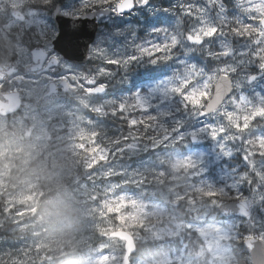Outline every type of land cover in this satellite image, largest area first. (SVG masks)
<instances>
[{"label":"rangeland","instance_id":"1","mask_svg":"<svg viewBox=\"0 0 264 264\" xmlns=\"http://www.w3.org/2000/svg\"><path fill=\"white\" fill-rule=\"evenodd\" d=\"M168 1L170 6L165 9L149 0L146 6L137 3L139 9L130 17L110 18L101 27L92 47L91 57L99 60V69L105 70L104 75L99 74V80L115 79L119 89L133 86L136 89L131 99L121 94L119 99L112 101H125L129 105L122 115L117 112L112 116L121 121L125 129L119 130L116 124L108 123L111 102H99L108 113L100 115L91 111L92 103L87 97L76 98V103H57L55 99H44L48 89H11L21 92L25 106L20 117H0V232L4 233L0 236V264H122L125 245L112 237L117 231L130 233L137 242L162 240L170 245L175 238L180 242L179 252L164 255L159 260L135 257L131 258V264H169L170 260L172 264H240L234 252L235 242H245L249 237L264 240V204L260 200L264 188L255 190V178L252 191L247 184L240 186L246 196L243 201L252 208L249 221L221 219L215 211L221 198L229 202L236 200L227 197L202 200L190 188V185L212 184L231 191L228 186L234 182L237 173L247 170L242 159V149L247 145L240 139H221L219 142L233 152L228 158L220 152L219 143L207 133L198 134L196 142L192 143L191 133L210 123L227 125V121L222 116L194 117L189 109L183 108L179 96H163L167 82L181 76L186 66L196 65L211 74L227 61L237 66V72L230 74V78L234 85L236 82L241 85L233 96L237 99L245 96L258 104L264 98V78L250 86L247 77H259L264 72L254 59L250 64H239V60L248 59L239 55L240 50H247L251 44L229 31L234 19L255 22L248 20L237 0H222L226 9L223 16L227 20L225 35L208 39L203 45H192L185 37L199 25V20L195 13L187 14V5L207 7L206 0ZM19 3L20 0H0V8L6 10L9 7V12L26 13L28 8L34 7L31 0H23V9L11 7ZM50 6L40 7L38 23L29 29L27 24H19L13 29L0 26L7 64L11 59H17L18 65L27 69L32 64L28 50L47 46L46 41L55 38L52 16L57 7L60 6L64 14L74 16L112 8L113 4H104L101 0H61L59 5ZM208 13L214 20L219 18L216 9L208 8ZM135 17L136 24L132 22ZM27 32H30V39ZM40 32L44 35L37 38ZM173 34L181 40L176 48L167 53L153 51L151 56L141 55L139 49H151L154 44L170 42ZM223 41L233 46L235 57L210 58L208 52L221 50ZM166 55L171 59H161ZM132 56L137 59L129 60ZM108 58L119 59L121 63L108 64ZM153 59L156 64L150 62ZM67 72L68 67L64 66L60 75ZM153 73L157 78L148 80ZM144 79L146 83H142ZM48 81L42 77L36 83L46 87ZM22 82L29 86L36 84L32 79ZM137 93L148 100L147 112L132 107ZM226 107L235 110L230 99ZM161 112L169 115L162 116ZM93 114L95 116L91 117ZM149 114L158 117L156 122H147L151 127L138 125L139 133L136 127H129L130 119L146 120ZM178 123L179 131L172 132ZM161 126L169 129L170 137H177L174 145L170 142L153 145V136L162 137ZM81 129L85 132L99 130L106 136L98 138L97 142L87 136L81 139ZM251 134L253 137L264 135V122H253ZM181 135L185 137L183 141L178 140ZM113 137L119 138L121 144L110 143ZM100 139L102 146L110 152L107 164H100V153L92 150ZM132 143L136 144L135 149L128 147ZM121 148L123 151L119 150ZM188 157L201 161L203 171L199 175L189 176L170 169L168 161ZM255 159L259 163L260 158ZM109 170L113 172L111 177L106 176ZM158 171H165L167 175L157 178ZM116 172L126 175H116ZM133 173L142 174L144 182L136 183L140 177ZM186 192L195 203L180 202L177 206L176 194ZM120 195L144 202L149 212L153 206L159 207L164 212L163 218L158 220L139 212L120 201ZM212 199H217V203L213 204ZM141 222L143 228L138 226ZM245 224L249 227L245 230L253 234L242 232L240 236L238 228ZM190 232L202 239L199 248H188L183 233L189 236ZM105 256L107 259H102Z\"/></svg>","mask_w":264,"mask_h":264},{"label":"snow or ice","instance_id":"2","mask_svg":"<svg viewBox=\"0 0 264 264\" xmlns=\"http://www.w3.org/2000/svg\"><path fill=\"white\" fill-rule=\"evenodd\" d=\"M238 6L241 11L247 16L248 20L254 21L255 23H248L240 19L232 20V25L229 27V31L237 37L245 38L246 41L250 42L251 47L247 48V50H240L239 55L241 57H248L247 60L241 59L239 60V64L252 63L253 59L258 61L259 69L264 72V0H237ZM51 3V0H43V3L38 7H31L25 11L18 12H9L8 15L3 19V27L7 29H13L19 24H27L28 29L32 27L33 24L38 23L39 9L40 7L47 6ZM101 3L104 4H113L112 11L116 13H123L125 11H130L134 7H136L137 3L140 5H147L149 0H101ZM207 7H200L196 5L189 4L187 5V14L193 15L196 14V18L199 20V25L195 27L192 31H190L186 35V40L191 42L192 45H203L206 40L217 37L224 36V26L226 23V19L223 14L226 9L222 4V0H206ZM12 8L20 7L23 9V0H20L19 4H12ZM208 8L216 9L218 14V19L214 20L208 13ZM67 15V13H65ZM20 31V29H17ZM30 32H27L26 36L30 39ZM44 35L43 32H40L37 38H40ZM181 44V40L178 35L173 34L170 37V42H165L163 44H154L152 48L143 47L139 49L141 55L147 54L151 56L153 51L155 52H165L167 53L170 49L176 48ZM221 50L219 51H209L208 56L212 59H220V58H234L236 50L233 48L231 44L226 41L221 42L220 45ZM100 54V53H98ZM28 55L31 63L36 69L41 71V74L45 79L48 80H60L64 83V89L69 87L74 88L75 82L78 79L77 74L71 75H53V70L59 64V60L56 56H52L46 52L45 49L40 47H36L34 49L28 50ZM166 59H171L170 55L165 56ZM137 59L136 56L129 57V60ZM108 64L119 65L121 61L119 59L108 58L106 60ZM156 63V60L152 61ZM127 61H125V64ZM99 74L104 75L105 70L99 69ZM237 72V66H234L227 61L224 62V66L218 67L211 74L206 72L203 68H198L196 65L186 66L184 69V73L181 76H177L172 80H169L167 84L163 88V96L168 98L169 96H179L182 100V106L184 109L192 108H201L203 107L201 100L195 99L196 97H207L208 93L206 91L205 80L211 81L216 78V74H223L224 79H230V74ZM2 75V73H0ZM18 78L22 81L31 80L32 77L26 76L24 74L18 73ZM81 80V88L86 91L89 96H93L96 94H102L106 91L107 85L104 83L97 84L94 76L91 75H83L79 77ZM249 81H255L257 77L255 75H251L247 77ZM70 81V83H67ZM241 85L239 82L235 83V88H240ZM56 86L54 85L52 88V92L56 94L58 92ZM5 101L7 100V94L5 95ZM230 103L234 105L235 110H228L225 106L224 110L219 113V116H222L226 121L227 125L220 124L219 126L208 124L206 127H202L198 132L191 133L192 139L195 140L198 134L207 133L211 136L213 140H216L219 143V150L223 154L224 157H232L233 152L231 149L225 147L224 143H220L219 141H234L237 139L242 140L243 144L247 145L246 148H243L242 151L244 155L242 159L245 161L247 165V170L243 173H237L234 178V182L229 185V189L225 187H215L212 184L207 185H190L191 192L198 196L200 199L207 198H221L227 197L229 199L236 200L238 202L243 201L246 196L240 190V186L247 184L251 191L253 190V178L257 181L255 190L260 191L261 188H264V135L253 137L251 134V128L253 126V122H264V98H262L258 104L253 103L245 96H239L237 99L235 96L230 97ZM112 110L111 115H117L119 112L121 115L128 110L129 105L123 101L120 103L111 102ZM89 107V106H88ZM134 108L141 109L145 112L148 111L149 102L146 98L142 97L139 93L135 96V103L132 105ZM91 111L100 115H107L108 113L105 111L103 106H92ZM70 114V112H67ZM160 115L167 116L169 113L161 112ZM200 116L208 115L206 112L201 111L199 113ZM158 119L155 115H148L146 120H137L132 118L128 121L129 127L135 128L138 125H144L145 127H151L147 122H156ZM89 123H92L90 120ZM180 124L178 123L176 127L172 128L171 131L177 133L179 131ZM162 137L161 136H153L152 143L153 145H161L166 142H170L173 145L177 141V137H170L168 132L169 129L163 128L161 126ZM226 134V135H221ZM79 136L81 139L84 137H90L92 142H97L98 138H102L106 136V133H101L99 130H92L91 132H85L81 129ZM185 139L184 136H179L178 140L183 141ZM110 143L119 145L121 144V140L119 138L113 137ZM103 140L100 139V142L97 144V147L92 149L93 151H98L100 153L99 163L107 164L108 158L110 157V152L108 149L104 148ZM78 147H83V145H78ZM128 147L130 149H135L136 144H129ZM123 151V149H119ZM259 157V163L255 157ZM200 160L194 159L192 157H188L186 159H175L168 161L169 167L173 172L179 173L183 172L189 176L199 175L200 172L203 171L200 168ZM91 167V165H89ZM116 175H126L123 172H116ZM113 172L109 170L106 172L107 177H111ZM134 176H139L140 179H137L136 183H143L144 177L142 174L133 173ZM167 172L158 171L156 172L157 178L165 177ZM160 183H163V180H160ZM116 185H114L115 187ZM188 193H177L175 196L176 205L179 206L180 202H187L188 204H194L195 199H189ZM119 200L123 203L130 205L134 209H138L139 212L144 213L145 215H150L152 217L159 219L163 218L164 212L157 206H153L152 211H148V205L142 201H138L134 198H131L126 195H120ZM260 200L262 204H264V195L260 196ZM213 204L217 203V199H212ZM243 221H247L251 218L250 213L243 208L241 205V210L238 213ZM136 219V217H133ZM139 227L143 228L144 223L141 222ZM191 228V225H189ZM251 238V237H249ZM129 249L128 255L125 256V264H130L129 256L134 251V247L132 246V241L129 238ZM102 259L106 260L107 257H103ZM169 264H172V261H169Z\"/></svg>","mask_w":264,"mask_h":264},{"label":"water","instance_id":"3","mask_svg":"<svg viewBox=\"0 0 264 264\" xmlns=\"http://www.w3.org/2000/svg\"><path fill=\"white\" fill-rule=\"evenodd\" d=\"M135 8V7H134ZM134 8L130 11H125L123 13H116L111 9H102L93 12H89L83 14L81 16L71 17L62 13L61 8L57 7L53 12V21L55 23L57 29V35L55 39L51 42L54 50L60 54L64 59L75 63L82 64L87 60L89 48L91 44H93L97 38L99 31V22L103 19L114 14L115 16H120L122 14L131 13ZM191 43V42H190ZM36 48V47H35ZM31 70L36 71L34 66ZM18 72V64L15 62L9 63L7 67L0 66V80L4 76H12ZM262 76V75H261ZM259 78V77H257ZM250 83L253 81H249ZM234 92V89H233ZM230 94V96L233 94ZM52 93V89H50L49 95ZM229 96V97H230ZM8 104L0 103V114L1 115H10L17 112L22 104L19 93H13L9 96ZM209 116V115H205ZM202 116V117H205ZM192 139V142H195ZM241 205L243 208L250 213V207L248 206L246 201H221L218 206L219 213L225 217H240L238 213L241 210ZM112 237L118 238L125 242L126 244V255H128L129 238L132 241V246L134 247V251L129 256L130 257L136 252V244L134 238L131 234L118 231L112 234ZM244 246L246 249L250 251L252 264H264V241L256 238L248 239L244 242ZM123 264H125V257Z\"/></svg>","mask_w":264,"mask_h":264},{"label":"flooded vegetation","instance_id":"4","mask_svg":"<svg viewBox=\"0 0 264 264\" xmlns=\"http://www.w3.org/2000/svg\"><path fill=\"white\" fill-rule=\"evenodd\" d=\"M80 14H82V13H80ZM76 15H79V14H76ZM123 18H125V17L123 16L119 19H123ZM102 25L103 24H101V26ZM51 40H52L51 38L48 39L46 41V45ZM41 45H43V44H41ZM93 46H91L90 50H89V59L87 60V62L82 63V64H74L72 62L65 60L60 55L56 54V52L53 50V48L50 45L42 47L43 49L46 50V52L48 54H50L52 56H56L59 60L58 66H56L55 69L53 70V75L62 76V75H60V72H62V68L64 66L68 67V72L65 73L64 75L77 74L78 79L75 82L74 88L69 87L67 89H64V83H66V82H62L60 80H49L46 87H42L41 85H39L40 83L37 85L36 82L39 81L42 77H44L41 74V71L37 70L35 72H29L28 69L32 67V64H30L27 69H24V67L19 65L18 73L29 74L28 76L32 77V80L35 81L34 83H36V84H33V86L25 85V84H23L22 80H20L18 78L17 75L4 76L0 80V103L1 104H8L9 103V101H8L9 96H11V94H13L15 92H18L17 90H11V89H52L54 85L56 86L57 89H60V90H58V92L56 94H54L53 92L49 96L46 94L44 99H55V100H57V103H64V102L76 103L75 102L76 98L87 97L90 100V102L92 103L91 106H98L99 102H112L115 99H119L120 95H121L120 91L123 92V96L128 97V99H130L131 96H130L129 90L133 89L134 86L131 88H125L124 87V88L119 89L118 85L115 84V81H116L115 79L110 80V81L104 80V79L99 80V71H98L99 70V67H98L99 60H94L91 57ZM11 61H17V59L16 60L11 59ZM11 61H9V62H11ZM6 64H7L6 51L4 50V47H0V65L3 67H6L8 65V64L7 65ZM81 74L94 76L97 84H100V83L106 84L107 85L106 91L99 96L98 95L89 96L87 94V92L82 90V88H81V80L79 79ZM67 83H70V81H68ZM253 85H250V86H253ZM18 93H20V96L22 98V107L19 110V112L11 114V115H7V116L0 114L1 118L14 119L16 117H20V115L22 114V111L24 109V106H25V100L22 97L21 92H18ZM6 94H7V100L5 101L4 98H5Z\"/></svg>","mask_w":264,"mask_h":264},{"label":"trees","instance_id":"5","mask_svg":"<svg viewBox=\"0 0 264 264\" xmlns=\"http://www.w3.org/2000/svg\"><path fill=\"white\" fill-rule=\"evenodd\" d=\"M32 1V5L35 6H40L43 3V0H31ZM61 2V0H51L50 3V8H53L55 5H59ZM154 3L160 7H162V9L167 8L170 6V2L168 0H154ZM9 13V7L6 8V10H3L0 8V26H2L3 24V19L8 15ZM136 22V20H135ZM232 25V23H231ZM2 35L0 34V47H3V38L1 37ZM86 114H90L89 112H86ZM113 115H111V117L108 119V123H112V124H116V126H118V129H125L126 126H124L121 121L117 120L116 118L112 117ZM136 132L139 133L138 128L136 127ZM220 199V198H219ZM223 199V198H221ZM225 199V198H224ZM226 200V199H225ZM233 200V199H232ZM179 209V207H178ZM215 211L217 212V210L215 209ZM221 218V217H220ZM223 219V218H221ZM248 227V224L242 225L240 228H238V232L240 233V236H242V232H247L248 234H253L252 231L250 230H245ZM245 230V231H244ZM4 234L3 231L0 232V236ZM191 235H187L185 233H183L184 238H186V244L188 245L189 249L192 248H199L201 243H202V239L195 233V232H190ZM243 241L244 240H239L235 242V256L238 259V262L240 264H251L250 262V256L248 251L244 248L243 245ZM180 242L178 241L177 238H175L173 240L172 243H170V245L166 244L165 241H145V242H137V253L134 256L135 257H140L141 260H147V259H161L164 255H169V254H173L174 252H179L180 249Z\"/></svg>","mask_w":264,"mask_h":264},{"label":"clouds","instance_id":"6","mask_svg":"<svg viewBox=\"0 0 264 264\" xmlns=\"http://www.w3.org/2000/svg\"><path fill=\"white\" fill-rule=\"evenodd\" d=\"M161 59L168 60L165 56ZM153 60H151L150 62L152 64H156L152 62ZM204 83L206 85L208 96L204 98H195L201 100L203 107L201 109L192 108L190 106V115L197 117L200 116L199 113L203 111L206 112L209 116L219 117V113L224 110L226 101L228 100L230 94L233 92V88L235 87V85L233 84V80L231 78L224 79L223 74H216V78L212 79L211 81L205 80Z\"/></svg>","mask_w":264,"mask_h":264}]
</instances>
